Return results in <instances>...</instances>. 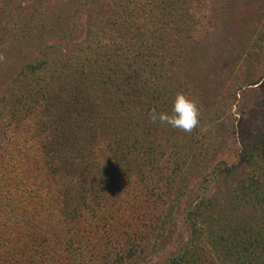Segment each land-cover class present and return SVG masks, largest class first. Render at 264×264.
I'll return each instance as SVG.
<instances>
[{
	"label": "trees",
	"instance_id": "obj_1",
	"mask_svg": "<svg viewBox=\"0 0 264 264\" xmlns=\"http://www.w3.org/2000/svg\"><path fill=\"white\" fill-rule=\"evenodd\" d=\"M4 1L0 264H147L178 215L187 238L160 264H264V12L238 75L257 96L240 159L208 172L226 109L195 72L218 0H85L91 20L79 39L60 28L63 44ZM177 93L198 108L190 133L149 118Z\"/></svg>",
	"mask_w": 264,
	"mask_h": 264
},
{
	"label": "rangeland",
	"instance_id": "obj_2",
	"mask_svg": "<svg viewBox=\"0 0 264 264\" xmlns=\"http://www.w3.org/2000/svg\"><path fill=\"white\" fill-rule=\"evenodd\" d=\"M12 1L17 11H19V7L25 10L31 9L33 21H38L36 9L44 14V17L47 15L49 25H53L57 29L55 36H58L61 44L65 42V36L69 33L61 35L58 32L60 28H63V31H68L72 28V23L75 22V36L77 31L81 29L77 35V39H79L82 31L86 30L87 24L91 20L87 19L85 11L76 16L78 11L82 9L81 5L85 0ZM4 2V0H0V8L4 7L2 6L5 4ZM100 2L93 3L92 6L95 8L97 5L108 4V2L112 3L113 1L101 0ZM214 9L217 10L216 13L218 12V18L214 19L217 37L212 36L210 45L209 43L206 44L205 58L201 60V66L196 67L195 72L197 77L199 73L203 74L202 86L206 90L210 89V93L208 92L210 104H213L214 107L217 104L219 107L220 104L224 103L223 108L226 109L224 113H221L222 118L218 121L221 135L216 148L218 155L210 161L208 172L218 160H225L228 166L238 162L240 140L242 139L237 129L241 125V111L244 110V106H251V104L256 103L257 99L256 93L245 92L244 79L238 75L244 71V67H241L244 49L249 47L252 38L256 36L258 24L263 21L264 0H218ZM4 12L5 8L0 9V15ZM58 14L61 18H57ZM44 17L41 16L40 21ZM3 19L4 17L0 20L1 25H4ZM49 42L53 43L50 38ZM261 55L259 63L261 66L258 74H262L264 70V50H262ZM233 92L237 95L233 96ZM245 126L248 125L243 124L241 128L246 130ZM168 232L170 235L169 243L147 264H160L172 250H175L179 244L186 240L187 231L180 215L173 221L171 232L170 230Z\"/></svg>",
	"mask_w": 264,
	"mask_h": 264
},
{
	"label": "clouds",
	"instance_id": "obj_3",
	"mask_svg": "<svg viewBox=\"0 0 264 264\" xmlns=\"http://www.w3.org/2000/svg\"><path fill=\"white\" fill-rule=\"evenodd\" d=\"M198 115L196 103L182 93L174 96L170 113L157 112L155 109L149 112L151 121H159L185 133H190L197 126Z\"/></svg>",
	"mask_w": 264,
	"mask_h": 264
}]
</instances>
